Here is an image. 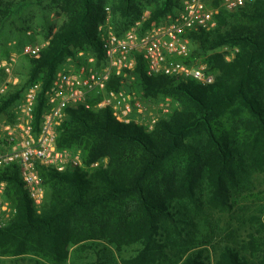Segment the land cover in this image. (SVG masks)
Listing matches in <instances>:
<instances>
[{
	"label": "trees",
	"instance_id": "16d2710c",
	"mask_svg": "<svg viewBox=\"0 0 264 264\" xmlns=\"http://www.w3.org/2000/svg\"><path fill=\"white\" fill-rule=\"evenodd\" d=\"M31 1L47 2L62 21L48 28L46 48L39 58L29 59L26 82L1 102L0 112L38 83L36 128L63 61L82 51L102 59L96 31L106 8L117 35L141 20V4L149 8L142 30L179 8L178 0H0V29ZM15 29L25 35L27 28ZM223 46L238 48L231 61L218 52ZM190 47L184 61L205 62L214 75L212 84L149 77L143 61H137L130 90L179 105L150 131L116 121L109 108L68 109L57 146L79 150L84 165L97 166L64 172L40 167L46 194L39 213L17 168L0 173L6 198L16 208L13 221L0 229L5 254H36L63 264L71 247L85 252L106 242L122 251L135 248L120 264H264V236L259 239L258 232L247 234L241 245L222 247H208L206 235H190L198 232L197 221L207 224L209 214L235 218L238 204L248 206L252 176H264V0L234 12L221 10L217 27L192 34ZM119 87L117 79L109 84L112 90ZM257 210L261 215L262 207Z\"/></svg>",
	"mask_w": 264,
	"mask_h": 264
},
{
	"label": "built area",
	"instance_id": "2783aa9c",
	"mask_svg": "<svg viewBox=\"0 0 264 264\" xmlns=\"http://www.w3.org/2000/svg\"><path fill=\"white\" fill-rule=\"evenodd\" d=\"M179 8L164 21L152 24L146 30L140 22L117 35L112 25L109 8L105 19L98 25L96 37L100 41L102 59L92 53H79L77 63L61 66L45 94V105L38 127L34 125V107L40 85L35 83L24 92L19 104V117L11 125L0 127V173L15 166L23 190L36 213L40 212L45 190L38 169L51 168L57 172L71 169L89 170L83 164L79 151L59 148L56 144L58 129L67 119L68 109L86 110L109 108L120 123L141 125L144 109L130 90L137 61L144 63V72L153 77L164 75L179 81L193 80L201 85L214 82V75L205 64L187 63L191 36L210 32L218 25L220 10L235 11L255 0H178ZM216 1V4L212 3ZM42 48L26 44L23 56L40 57ZM15 56L0 62V68L10 72ZM113 79H119L118 90L109 88ZM126 84H123V82ZM16 81H13L15 84ZM7 90L0 85V96ZM135 116V117H134ZM148 125L151 130L155 124ZM91 167L96 164L90 165ZM6 182L0 180V229L14 219L16 208L6 198Z\"/></svg>",
	"mask_w": 264,
	"mask_h": 264
},
{
	"label": "rangeland",
	"instance_id": "374dc122",
	"mask_svg": "<svg viewBox=\"0 0 264 264\" xmlns=\"http://www.w3.org/2000/svg\"><path fill=\"white\" fill-rule=\"evenodd\" d=\"M212 4L215 5L216 1ZM140 10L142 13L141 20L139 21L141 25V23L148 17L149 8L144 4H141ZM167 16L168 15L162 18L160 22L164 21ZM61 21L62 17L59 16L57 11H49L47 2L43 1L39 4L38 2L31 1L30 4L26 5L21 10L18 16L11 17V19H9L0 29V62L8 60V58L12 55L15 56V62L13 63L9 73L0 68V85L6 84L7 87L6 92L0 96V104L9 95H12L19 87H22L27 80L29 59L33 58L23 56L21 54V50L24 45L36 44L40 46L43 51L48 44V28H56L60 25ZM22 25L27 28L25 35H22L15 29ZM30 37H32V40ZM218 52L224 55L226 61H231L238 53V48L223 46L219 48ZM79 53L87 54V52L83 51L78 52L75 55L66 58L60 67L68 64L75 65L77 63V55ZM193 62L206 65L205 62L199 59L194 60ZM117 80L120 84L119 79ZM133 80H135V75ZM13 81H16L15 84ZM122 82L123 84H126L124 81ZM31 85L33 84L28 85L18 96V99L12 102L5 111L0 112V127L13 124V122L19 117V104L22 100L24 92ZM135 101L139 102L142 109H144L143 115L140 117V121L142 123L140 126L144 127L148 131H150L148 129V125L152 119H155L156 124L159 120L167 118L169 114L179 109L178 103L167 97L148 98L144 97L141 93H138L135 94V100L133 102ZM103 162H105V160H103ZM93 167L89 166V169H92ZM252 177L253 178L250 180V185L247 189L248 194L245 193L247 195V199L245 201L248 206L244 207L243 205L238 204L236 211L234 210L235 214L233 212L235 218H233L231 214L225 212L218 215L209 214L206 225L202 221H197V223H199L198 232H196V230L192 231L190 234L191 237L197 238L198 236L200 237L201 234L202 236L206 235L207 237L205 239L209 242L208 247L241 245L243 241H247V234L253 232H258V238L262 239L264 236V230L261 228V224L264 220V176L259 175ZM44 190L46 194L45 187ZM259 206L262 207L261 215L257 210ZM212 231H214V233ZM92 247H96V249L93 250ZM91 248V251L88 250L82 252L79 250L76 251V246L71 247L63 264H98L103 262L105 264H120L119 259L131 254L135 249L134 247H131L122 251L115 245L108 244L106 242L98 243L97 246L94 245L91 246ZM247 254L250 256L251 252L247 251ZM35 259L41 261L42 264H50L47 260L36 254L25 253L20 256L10 257L5 254L2 249H0V264H34L33 261ZM211 261L213 262V254H211Z\"/></svg>",
	"mask_w": 264,
	"mask_h": 264
}]
</instances>
